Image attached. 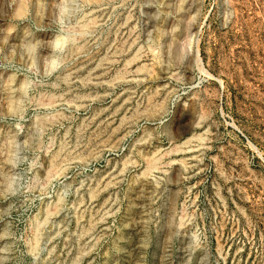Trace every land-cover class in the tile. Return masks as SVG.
Here are the masks:
<instances>
[{"label": "rangeland", "instance_id": "374dc122", "mask_svg": "<svg viewBox=\"0 0 264 264\" xmlns=\"http://www.w3.org/2000/svg\"><path fill=\"white\" fill-rule=\"evenodd\" d=\"M0 264H264V0H0Z\"/></svg>", "mask_w": 264, "mask_h": 264}, {"label": "bare ground", "instance_id": "6f19581e", "mask_svg": "<svg viewBox=\"0 0 264 264\" xmlns=\"http://www.w3.org/2000/svg\"><path fill=\"white\" fill-rule=\"evenodd\" d=\"M194 35H195V34H194ZM192 36H193V35H192ZM188 38H189V37H188ZM188 38H187V40H188ZM195 39H196V38H194V37H191V38H190L189 42H190L191 46L195 44V42H196ZM187 44H189V43H187ZM195 45H196V44H195ZM188 47H189V46H188ZM195 52H196V51H195ZM195 57H196V55H195ZM196 60H197V62H199L198 58H196ZM199 67H200V66H199ZM203 71H204V70H203Z\"/></svg>", "mask_w": 264, "mask_h": 264}, {"label": "water", "instance_id": "95a60500", "mask_svg": "<svg viewBox=\"0 0 264 264\" xmlns=\"http://www.w3.org/2000/svg\"><path fill=\"white\" fill-rule=\"evenodd\" d=\"M196 57H198L199 58V53H198V50H196ZM199 61H200V64H201V60H200V58H199ZM201 66H202V64H201ZM254 148V147H253ZM255 149V148H254Z\"/></svg>", "mask_w": 264, "mask_h": 264}]
</instances>
